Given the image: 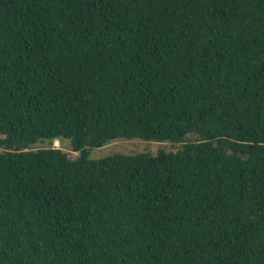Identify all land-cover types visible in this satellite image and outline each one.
Returning a JSON list of instances; mask_svg holds the SVG:
<instances>
[{"label":"trees","instance_id":"trees-1","mask_svg":"<svg viewBox=\"0 0 264 264\" xmlns=\"http://www.w3.org/2000/svg\"><path fill=\"white\" fill-rule=\"evenodd\" d=\"M0 264H264V0H0Z\"/></svg>","mask_w":264,"mask_h":264},{"label":"rangeland","instance_id":"rangeland-1","mask_svg":"<svg viewBox=\"0 0 264 264\" xmlns=\"http://www.w3.org/2000/svg\"><path fill=\"white\" fill-rule=\"evenodd\" d=\"M56 147L64 152L69 158H75L77 156L76 152L70 150L69 143L67 139L54 140L49 142L48 140H42L36 144L34 147ZM176 144H170L169 142H156V141H145L141 139H115L107 142L105 145L96 148H89L88 157L90 159L99 158L112 153H148L155 154L157 150H174Z\"/></svg>","mask_w":264,"mask_h":264}]
</instances>
